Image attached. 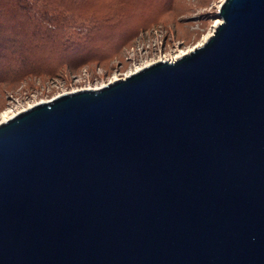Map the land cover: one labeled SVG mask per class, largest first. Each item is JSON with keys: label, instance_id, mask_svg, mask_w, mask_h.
Instances as JSON below:
<instances>
[{"label": "water", "instance_id": "95a60500", "mask_svg": "<svg viewBox=\"0 0 264 264\" xmlns=\"http://www.w3.org/2000/svg\"><path fill=\"white\" fill-rule=\"evenodd\" d=\"M0 120V264H264V0Z\"/></svg>", "mask_w": 264, "mask_h": 264}, {"label": "rangeland", "instance_id": "374dc122", "mask_svg": "<svg viewBox=\"0 0 264 264\" xmlns=\"http://www.w3.org/2000/svg\"><path fill=\"white\" fill-rule=\"evenodd\" d=\"M44 5L53 17L49 36L44 25L34 28L12 13L28 42L23 59L0 60V120L39 97L98 85L212 34L220 0H43L35 6Z\"/></svg>", "mask_w": 264, "mask_h": 264}, {"label": "trees", "instance_id": "16d2710c", "mask_svg": "<svg viewBox=\"0 0 264 264\" xmlns=\"http://www.w3.org/2000/svg\"><path fill=\"white\" fill-rule=\"evenodd\" d=\"M39 1L0 0V36H2V38L0 37V41H3L0 43V60L7 58L12 59L16 56L23 59V53L20 50L25 49L24 46L28 40L22 36V32L18 27L21 23H18L16 17L12 16L16 11L19 12L24 19L28 20L29 23H32L34 28L44 25L42 28H46V34L48 36L52 35V29L54 28L53 17L48 15L51 7L48 5V8L44 5V7L37 9L35 5ZM9 2L11 3L10 5L8 4ZM43 38L44 36H39V39H37L38 42ZM3 44L5 46H3Z\"/></svg>", "mask_w": 264, "mask_h": 264}, {"label": "bare ground", "instance_id": "6f19581e", "mask_svg": "<svg viewBox=\"0 0 264 264\" xmlns=\"http://www.w3.org/2000/svg\"><path fill=\"white\" fill-rule=\"evenodd\" d=\"M216 23H217V22H216ZM216 23H215V25H216ZM12 113H13V112H12ZM12 113H11V112H9V113H7V112H6V113H3L1 117H2V119H3V118H5L6 116H8V115H10V114H12Z\"/></svg>", "mask_w": 264, "mask_h": 264}]
</instances>
